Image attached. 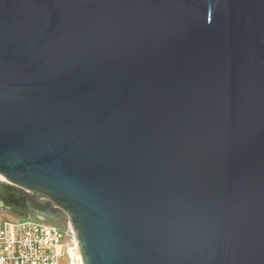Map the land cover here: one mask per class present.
<instances>
[{
  "label": "water",
  "instance_id": "95a60500",
  "mask_svg": "<svg viewBox=\"0 0 264 264\" xmlns=\"http://www.w3.org/2000/svg\"><path fill=\"white\" fill-rule=\"evenodd\" d=\"M0 176L84 264H264V0H0Z\"/></svg>",
  "mask_w": 264,
  "mask_h": 264
},
{
  "label": "built area",
  "instance_id": "2783aa9c",
  "mask_svg": "<svg viewBox=\"0 0 264 264\" xmlns=\"http://www.w3.org/2000/svg\"><path fill=\"white\" fill-rule=\"evenodd\" d=\"M68 253L59 226L33 217L0 220V264H63Z\"/></svg>",
  "mask_w": 264,
  "mask_h": 264
},
{
  "label": "flooded vegetation",
  "instance_id": "af4514ba",
  "mask_svg": "<svg viewBox=\"0 0 264 264\" xmlns=\"http://www.w3.org/2000/svg\"><path fill=\"white\" fill-rule=\"evenodd\" d=\"M26 204L23 205L22 200L16 201L11 207L0 205V214H7L15 217H33L43 218L45 221H50L52 224L62 228L69 215L64 209L56 206L54 202L45 197H40L35 193L26 195ZM2 200H0L1 202Z\"/></svg>",
  "mask_w": 264,
  "mask_h": 264
},
{
  "label": "rangeland",
  "instance_id": "374dc122",
  "mask_svg": "<svg viewBox=\"0 0 264 264\" xmlns=\"http://www.w3.org/2000/svg\"><path fill=\"white\" fill-rule=\"evenodd\" d=\"M0 179H2V181H6L1 176ZM12 218L20 217L10 216L7 214H0V220ZM47 222L52 223L50 221ZM60 229H62L64 242L65 244H67V249L69 252L68 255L63 258V264H84L83 259L81 258L80 248L78 240L76 238L75 229L72 228V224L69 218L65 221L63 227Z\"/></svg>",
  "mask_w": 264,
  "mask_h": 264
}]
</instances>
